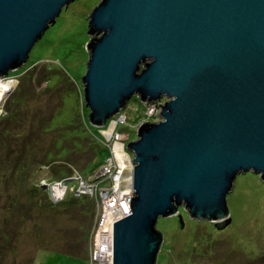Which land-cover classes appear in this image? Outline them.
Listing matches in <instances>:
<instances>
[{"label": "water", "instance_id": "water-1", "mask_svg": "<svg viewBox=\"0 0 264 264\" xmlns=\"http://www.w3.org/2000/svg\"><path fill=\"white\" fill-rule=\"evenodd\" d=\"M75 1L0 0V81ZM87 34L91 126L105 129L133 98L168 99L126 147L130 214L113 224V264H157L159 219L182 224V209L222 230L236 179L264 182V0H102Z\"/></svg>", "mask_w": 264, "mask_h": 264}, {"label": "rangeland", "instance_id": "rangeland-1", "mask_svg": "<svg viewBox=\"0 0 264 264\" xmlns=\"http://www.w3.org/2000/svg\"><path fill=\"white\" fill-rule=\"evenodd\" d=\"M101 2L71 3L26 65L1 83L14 85L0 100V264H92L110 226L100 225L102 193L129 187L126 147L141 125L160 121L168 101L147 110L133 98L106 129L90 125L82 78L89 16ZM227 202L232 221L222 230L188 214L182 224L159 219L157 264H264V182L252 173L239 176Z\"/></svg>", "mask_w": 264, "mask_h": 264}, {"label": "built area", "instance_id": "built-area-1", "mask_svg": "<svg viewBox=\"0 0 264 264\" xmlns=\"http://www.w3.org/2000/svg\"><path fill=\"white\" fill-rule=\"evenodd\" d=\"M102 194L103 196L101 198L105 201V212L101 218L100 225L107 224L110 226L106 234L97 241L95 249H93L91 263L113 264V224L130 214V202L132 198L131 182L125 191L116 188L110 191H104Z\"/></svg>", "mask_w": 264, "mask_h": 264}, {"label": "bare ground", "instance_id": "bare-ground-1", "mask_svg": "<svg viewBox=\"0 0 264 264\" xmlns=\"http://www.w3.org/2000/svg\"><path fill=\"white\" fill-rule=\"evenodd\" d=\"M3 81H0V100H3L4 99V96L6 95V92H8L9 90H11L10 88L13 87L14 84L10 83V84H7V86H4L2 87V83ZM121 151H122V148L121 146H118L116 148V151H115V156L117 158H121L122 157V154H121Z\"/></svg>", "mask_w": 264, "mask_h": 264}, {"label": "trees", "instance_id": "trees-1", "mask_svg": "<svg viewBox=\"0 0 264 264\" xmlns=\"http://www.w3.org/2000/svg\"><path fill=\"white\" fill-rule=\"evenodd\" d=\"M29 68H30V67H29ZM31 68H32V67H31ZM23 72H24V71H22L21 73L16 74V75H20V74H22ZM41 74H42V73H41ZM9 76H10V75H9ZM10 77H11V76H10ZM42 77H43V76H42ZM42 77L40 76V78H38V79L40 80V82H42ZM144 106H145V105H144ZM84 110H85V108L82 107V110H81V111H82L83 113L85 112ZM56 126H57V125L52 124V126L49 128L50 132H53V130L56 128ZM54 139H55V138H54ZM54 139H53V141H52V146H53L54 141H55ZM72 141H74V140H72ZM37 189H38V188H37ZM65 197H66V196H65ZM65 197L62 199L63 201L65 200ZM96 199H98V198H96ZM55 205H56V204H55ZM179 215H180V216H183V217H184V216L186 217V213H185L182 209L179 210ZM176 219H177V221L179 220L178 217H176ZM178 222H179V221H178ZM182 223H183V222H182ZM213 226H214V225H213Z\"/></svg>", "mask_w": 264, "mask_h": 264}, {"label": "clouds", "instance_id": "clouds-1", "mask_svg": "<svg viewBox=\"0 0 264 264\" xmlns=\"http://www.w3.org/2000/svg\"><path fill=\"white\" fill-rule=\"evenodd\" d=\"M10 77V76H9ZM10 78H7V79H4L3 81H7V80H9ZM146 107H147V110H149V109H153L154 108V105L153 106H150V105H145ZM120 115V114H119ZM118 116V115H117ZM116 116V117H117ZM115 118V117H114ZM114 118L112 119V120H110L108 123H107V125H106V127L108 126V124L109 123H111L113 120H114ZM106 129V128H105ZM101 130H104V129H101ZM132 166V165H131ZM131 171H132V167H131ZM132 175V174H131Z\"/></svg>", "mask_w": 264, "mask_h": 264}]
</instances>
